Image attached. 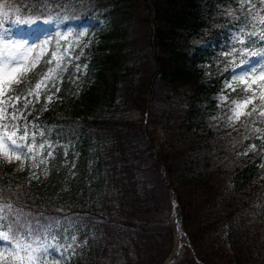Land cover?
Masks as SVG:
<instances>
[{
  "label": "trees",
  "instance_id": "trees-1",
  "mask_svg": "<svg viewBox=\"0 0 264 264\" xmlns=\"http://www.w3.org/2000/svg\"><path fill=\"white\" fill-rule=\"evenodd\" d=\"M240 2L258 5L256 18L264 16L261 0ZM36 4L37 0H0V12L9 14L4 26L9 27L16 16L27 18L23 8L30 11ZM41 6L76 31L98 10L127 6L136 28L143 24L144 30L122 38L118 29L107 30L91 47L76 48L75 52H83L77 75H86L84 64L92 67L82 94L64 73L72 67L69 55L59 68L47 63L50 55L43 58L39 74L30 75L17 88V92L34 88L49 68L56 69L48 90L42 84L39 101L31 97L33 104L25 112L29 122L38 117L36 123L54 142L53 156L40 167L47 171L44 189L36 187L29 175L8 179L0 168V203L16 205L32 220L47 221L50 228L77 233L83 246L72 264H138L133 245L140 252V264H164L172 250L167 247L173 242V230L161 232L163 238L157 240L148 218L164 208L171 187L190 246L180 264H264V105L254 98L246 112L253 107L256 112L241 116L231 128L216 130L203 121L198 106L200 96L223 90L235 72L232 66L225 71L224 60L238 61L225 55L238 27V4L234 0H43ZM256 30L264 31L258 24ZM193 34L207 46L189 54ZM126 45L141 51L162 45L169 53L164 57L147 51L130 65ZM206 63L210 85L200 68ZM106 68L113 69L111 80L105 77ZM97 79H103V91L96 88ZM233 87L240 101L242 93ZM47 95L53 100L46 104ZM119 96L148 115L151 130L143 119L105 111L117 105ZM159 112L167 123L174 121L175 129L157 144L153 127ZM253 144L255 152L249 151ZM161 192L165 199H160Z\"/></svg>",
  "mask_w": 264,
  "mask_h": 264
},
{
  "label": "snow or ice",
  "instance_id": "snow-or-ice-1",
  "mask_svg": "<svg viewBox=\"0 0 264 264\" xmlns=\"http://www.w3.org/2000/svg\"><path fill=\"white\" fill-rule=\"evenodd\" d=\"M239 6L240 14L235 17L238 27L229 39V51L226 57L238 58L225 59V71L229 66L239 68V72H233L228 81H225L224 88L232 92L237 90L235 84L242 93L240 101L233 100L234 107L231 109L232 115L228 120L239 121L241 116H251L256 112L253 107L251 112L243 109L255 98L257 90L261 105H264V31H257L256 25L264 29V16L256 18L255 9L258 5H245L240 0H234ZM43 0H37L36 7L23 8V14L28 18L16 16L10 22L18 25H39L50 23L52 17L46 6H41ZM264 4V0H261ZM229 10V17H231ZM9 21L7 12H0V157L7 163L19 161L18 171H23L25 162H29L31 169H39L41 165H47L49 158L53 156V141L46 137V130L36 123L37 118L32 122L28 121L25 112L29 105L33 104L31 97H35L37 102L42 90H48V81L53 79L56 69L49 68L46 73L35 83L34 88H17L24 84V75L32 71L39 64L43 55L47 54V49L52 41L44 39L42 43L29 41L24 38H16L15 33L10 28H6L5 22ZM88 33L81 29L73 32L67 29L64 33H57L55 50L51 53V59L47 61L51 64L57 61L56 68L60 67V62L64 56L70 55V49L80 47L81 38ZM246 37V39L242 38ZM69 38L72 43L68 44ZM66 43L64 52L61 53V42ZM241 47L237 49L236 44ZM86 46V45H85ZM33 53H36L34 56ZM83 55L81 51L75 56L77 61ZM71 62V60H69ZM76 71L81 70V65H75ZM84 71L87 64L83 65ZM17 86V87H14ZM56 87L55 83L52 84ZM59 92V88H56ZM11 93V94H10ZM53 95L45 97V103H50ZM221 102L227 101L226 95H220ZM22 102V103H21ZM17 105H21L18 107ZM11 108V112H9ZM47 110V108H45ZM31 115V113H28ZM264 116V113H261ZM231 126V125H230ZM257 132L260 129H256ZM39 144L37 145V140ZM31 141V142H29ZM47 156L43 155L45 150ZM249 151H256L253 144ZM247 155V152H245ZM264 159V156L261 157ZM264 166V165H262ZM47 176V171L44 172ZM33 178H39L35 171H32ZM71 242L65 244L64 240ZM76 236L72 229H57L54 225L51 228L47 221L42 218L32 220L31 216L23 213L22 209L9 203H0V264H60L69 261V253L73 249ZM74 255V253H72Z\"/></svg>",
  "mask_w": 264,
  "mask_h": 264
},
{
  "label": "rangeland",
  "instance_id": "rangeland-1",
  "mask_svg": "<svg viewBox=\"0 0 264 264\" xmlns=\"http://www.w3.org/2000/svg\"><path fill=\"white\" fill-rule=\"evenodd\" d=\"M52 19L50 23L48 24H39V25H18V24H10L11 26L7 27L10 28L13 33H15L16 38H24L29 41H35L37 44H40L43 42L44 39H49L52 41V44L49 45L47 49V54L43 55L39 64L32 69V71L28 72L26 75L22 77V79H26L30 75L39 74L37 73L38 69L41 67V63L43 58H46L50 55L53 50H55V41L57 39L56 34L64 33L67 29H71L73 32H75V28L72 24L66 23L64 24L65 20H60L59 17L52 15ZM28 18V17H27ZM25 18V19H27ZM136 21H134V18L132 16V13L129 11L128 7H120L116 8L114 6H110L107 9L98 10L94 12L84 23L81 29L85 30L88 35L81 38L80 47L78 49H83V51L92 46L93 42H96L100 37V33L112 30V29H118L119 34L121 38L124 35H134L135 31H143L144 28L143 24H141V28H136ZM80 29V30H81ZM68 44L72 43V38H69ZM61 53L64 52L65 47L67 46L65 42H61ZM86 45V46H85ZM207 46V43L205 41L200 40L199 36L192 35L189 40V47L187 48V51L189 54H192L196 47H203L205 48ZM125 47H128L127 45ZM77 47L73 46L72 49H70V58H72V67L65 68V74L71 78L72 83L74 84L75 89L79 90L80 93H84L87 90L88 87V77L92 73V67H88L86 75L79 76L77 74L80 73L76 71L75 65L79 62L75 59V56L79 54V52H75ZM128 50L131 51V58H130V65H135L138 58L142 57V55L147 52L151 51L155 53L156 55L160 56H168L169 50L162 45H154L147 48L145 51H141V49L128 47ZM35 56L36 53H33ZM51 59V58H50ZM53 66H56L57 61H52ZM61 65V62H60ZM201 70L203 71V79L207 84L210 85V66L209 63L200 65ZM240 69L237 68L235 72H239ZM105 77L108 79H112L113 77V69L106 68L105 69ZM14 87H16L14 85ZM104 82L103 79H97L96 81V88L99 91L104 90ZM236 92L230 91V89H223L221 91H218L213 94L209 95H202L199 98V104L198 106L201 109V112L204 114L203 121L207 124V126L210 129L216 130L218 128L228 129L236 125L238 121H232L230 122L227 118L228 116L232 115L231 109L234 107V104L232 103L233 100L236 99ZM220 95H226L228 97L227 101L221 102L219 100ZM259 97V91L257 90L255 99ZM238 101V100H237ZM254 100H252L251 103L247 105L246 109H243L245 112L246 110L251 106ZM158 105V104H157ZM161 106V104L159 105ZM116 107V108H115ZM114 111L117 114L123 115L128 118L132 119H139L144 120L145 124L147 125V129H152L151 126L148 127L150 122H148L147 118L148 115L143 111H138L133 108L132 104L123 103V99L121 96L117 99V105L112 108H106L105 111ZM160 118L158 119L156 126H152L153 129L155 128L156 136H157V144H160L164 142L166 139H168L170 136V133L172 130L175 129V123L174 121L170 123H167V120L162 117V112H159ZM151 125V124H150ZM231 125V126H230ZM98 142V141H97ZM20 162L15 161L13 163H7L3 157H0V168L4 172V176L8 179L15 178L19 176V178L23 177L26 178V175L32 177V171L36 172L37 178L34 179V183L36 184V187H39L41 189H44L46 186L43 182V174L44 172L39 169H31L29 162H25V167L23 171H18ZM162 195H160V199H165V193L161 192ZM167 196L168 200L163 201V209L159 212H154L150 215L148 218L149 220V229H151L154 234L158 235L157 240H160L163 238V235L161 232L165 230H173V242L171 245L167 247V249H172L169 257L165 261L164 264H180L182 258L185 254L190 252V246H189V240L185 235L184 228L181 223V216H180V207L176 201V197L174 194V191L171 187L167 189ZM63 204L68 205V202H63ZM74 233V232H73ZM76 236V241L73 243V249L69 253L71 255V259L69 261H61L60 264H72L73 259L79 256V250L82 248L83 243H81V240L79 239V235L77 233H74ZM71 241L65 239L64 243L67 244ZM134 249L132 250V256L134 259H138L135 261L136 263L140 264L141 256L140 252L138 251L137 247L133 245ZM74 253V255L72 254Z\"/></svg>",
  "mask_w": 264,
  "mask_h": 264
}]
</instances>
